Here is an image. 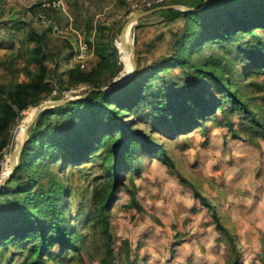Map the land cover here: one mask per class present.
<instances>
[{
	"label": "rangeland",
	"instance_id": "1",
	"mask_svg": "<svg viewBox=\"0 0 264 264\" xmlns=\"http://www.w3.org/2000/svg\"><path fill=\"white\" fill-rule=\"evenodd\" d=\"M40 1L0 0V43L4 45L0 49V85L26 81L27 73L34 71L28 54L30 45L25 42L31 30L45 34L49 78L54 86L45 101L21 112L19 120L9 130L0 132V141L2 138L8 141V146L0 151V180L15 163L11 155L23 137L14 136L25 115L46 102L80 98L85 94L86 85L75 86L63 75L77 67L73 59L65 60L69 55L68 45L74 51L78 40L90 42L93 50L101 39L109 43L117 48V64L123 67V72L114 79L124 78L120 49L124 44L118 37L124 23L138 14H130L128 0H68L60 24L66 26L69 20L76 21L73 27L77 33L66 30L64 36H57L44 25L30 20L29 8ZM205 1L175 0L163 6L197 7ZM139 21L131 27L128 37L136 41L133 58L138 59L140 69L145 70L153 62L172 54L170 34L183 23H167L162 17L149 18L141 24ZM118 24H121L120 29ZM208 46L192 59L205 64L206 56L215 53L220 58L217 70L220 73L229 58L221 59L222 50ZM93 52L82 72H88L98 63ZM234 69L237 97L264 125V75L246 78L242 65ZM179 74L178 69L171 72L172 76ZM109 77L106 72L103 78ZM222 118L221 113L216 112L215 117L203 121L199 129L173 135L168 126L152 123L147 108L124 115L125 122L162 146L184 183L149 155H141L135 170L122 176L108 214L116 264H264V139L251 133L252 124L241 117L233 115L231 130L218 125ZM49 163L46 161L33 168L35 187L46 188L52 181L64 187L62 201L67 203L69 221L81 235L83 264H100L104 241L99 231L89 223L83 224V220L93 210V191L103 184L101 169L94 162L77 167H60V161ZM127 190L135 192L140 211L129 206ZM193 191L213 206L227 236L216 231L208 210L194 198ZM52 251L59 253L58 247ZM13 264H23L22 257L15 256ZM45 264L68 263L57 258L56 262L46 261ZM69 264L81 263L73 257Z\"/></svg>",
	"mask_w": 264,
	"mask_h": 264
},
{
	"label": "trees",
	"instance_id": "2",
	"mask_svg": "<svg viewBox=\"0 0 264 264\" xmlns=\"http://www.w3.org/2000/svg\"><path fill=\"white\" fill-rule=\"evenodd\" d=\"M42 1L29 8L31 22L42 13L63 31L77 33L76 21L69 20L66 26H61L62 12L42 9ZM200 6L188 7L196 8L195 11L168 9L140 20L139 24L153 17H162L167 23L182 22L181 28L170 34L173 52L145 70L140 69V62L135 59V73L107 92L99 89L112 86L123 67L117 64V48L102 39L93 50L98 59L95 67L82 72L77 66L63 74L75 86L86 85L85 93L95 91L42 112L30 128L14 173L0 189V264H13L15 256H21L23 264H45L56 262L57 258L69 264L73 257L83 264L81 235L69 221L67 203L62 201L64 187L54 181L46 188L35 187L33 168L46 161L49 164L60 161V167L90 162L99 166L103 184L93 191V210L83 224L89 223L99 231L104 241L100 264H116L108 214L122 176L135 170L141 155H149L184 183L162 146L124 121L128 113L147 108L152 123L168 126L173 135L199 129L216 112L223 117L218 125L231 130V118L237 115L252 124L251 133L264 139V125L237 97L234 69L242 65L246 78L264 75V0H208ZM25 42L30 45L28 54L34 71L27 73L26 81L0 85V132L9 130L21 112L37 107L54 90L49 78L45 34L30 30ZM205 45L222 50L221 59L229 58L220 73H217L220 58L215 53L206 56L205 64L192 59ZM3 46L0 43V49ZM68 47L66 61L74 58V51ZM176 69L180 74L172 76ZM106 72L110 75L108 79L103 78ZM7 146L8 141L2 138L0 151ZM127 193L129 206L140 211L135 192L127 190ZM193 196L208 210L216 231L227 236L213 206L198 192L193 191ZM54 247H58V254L52 251Z\"/></svg>",
	"mask_w": 264,
	"mask_h": 264
},
{
	"label": "water",
	"instance_id": "3",
	"mask_svg": "<svg viewBox=\"0 0 264 264\" xmlns=\"http://www.w3.org/2000/svg\"><path fill=\"white\" fill-rule=\"evenodd\" d=\"M207 2V0L200 6L203 7V5ZM171 8H179L182 11H195L197 10L196 8H187V7H182V6H161V7H157L151 10H147L138 14L133 15L132 17H130L122 26L120 33H119V37L118 40L120 41V43L127 45V47H129V49L131 50V57H130V64H131V68L132 71L130 74H128L127 76H125L124 78H121L119 80H115L114 84L112 86H109L107 88H102L99 89V91H104L107 92L121 84H123L124 82H126L136 71V65H135V60L133 58V54H134V42L131 41V43H128L127 38L125 36V33L127 31V29H130L138 20H141L142 18H145L146 16H150L152 14H155L157 12H162V11H166L168 9ZM91 91H95V90H90ZM89 92L85 93L82 97L80 98H70V99H63L61 101H54V102H46L42 105H40L34 112L33 116L31 117L30 121L28 122V124L26 125L25 131L23 133V139L21 144L17 147L16 151L11 155L12 159H14V164L11 167V170L9 172V174L4 178L0 180V189L1 187L9 180V178L12 176V174L14 173V170L17 166L18 163V159H19V155L20 152L25 144V142L28 139V132L30 130V128L32 127L34 121L36 120V118L44 111L51 109V108H55L58 107L66 102H70V101H75L81 98H84Z\"/></svg>",
	"mask_w": 264,
	"mask_h": 264
},
{
	"label": "built area",
	"instance_id": "4",
	"mask_svg": "<svg viewBox=\"0 0 264 264\" xmlns=\"http://www.w3.org/2000/svg\"><path fill=\"white\" fill-rule=\"evenodd\" d=\"M68 0H43L41 7L44 10H56L60 12H65L67 8ZM175 0H128V10L130 14L135 12H142L146 10H151L157 7H161ZM177 1V0H176ZM35 22H38L45 27H50L51 32L57 36H64L65 31L60 29L55 25L45 14H37L33 17ZM117 43V41L115 40ZM74 49V62L81 70H84L89 59L93 57V47L90 42L85 40H78L73 47Z\"/></svg>",
	"mask_w": 264,
	"mask_h": 264
},
{
	"label": "bare ground",
	"instance_id": "5",
	"mask_svg": "<svg viewBox=\"0 0 264 264\" xmlns=\"http://www.w3.org/2000/svg\"><path fill=\"white\" fill-rule=\"evenodd\" d=\"M131 29V28H130ZM127 29L126 33V38L128 43H131L130 38L128 37V33L129 30ZM119 41V40H118ZM120 49H121V57H122V62H124V73H123V77L127 76L128 74L131 73L132 68H131V64H130V57H131V50L129 49V47H127V45H120ZM36 110V109H35ZM35 110H31L29 113H27L23 119V121L21 122V124L18 126L16 132H15V138L17 139L18 137H23V133L25 131L26 125L28 124V122L30 121L31 117L33 116ZM9 174V173H8ZM7 174V175H8ZM4 175V174H3ZM6 175V176H7ZM5 175L3 176V178L6 177Z\"/></svg>",
	"mask_w": 264,
	"mask_h": 264
},
{
	"label": "crops",
	"instance_id": "6",
	"mask_svg": "<svg viewBox=\"0 0 264 264\" xmlns=\"http://www.w3.org/2000/svg\"><path fill=\"white\" fill-rule=\"evenodd\" d=\"M135 13H141V12H135ZM144 18H142L141 20H143Z\"/></svg>",
	"mask_w": 264,
	"mask_h": 264
}]
</instances>
